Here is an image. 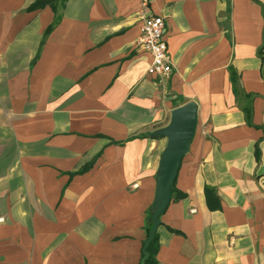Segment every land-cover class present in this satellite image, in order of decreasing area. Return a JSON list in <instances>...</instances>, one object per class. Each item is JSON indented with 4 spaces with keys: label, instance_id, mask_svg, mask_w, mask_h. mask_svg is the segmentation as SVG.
I'll return each mask as SVG.
<instances>
[{
    "label": "crops",
    "instance_id": "0c3cea01",
    "mask_svg": "<svg viewBox=\"0 0 264 264\" xmlns=\"http://www.w3.org/2000/svg\"><path fill=\"white\" fill-rule=\"evenodd\" d=\"M38 1L0 0V264H140L151 132L188 101L154 264H264V0ZM150 15L165 76L138 44Z\"/></svg>",
    "mask_w": 264,
    "mask_h": 264
},
{
    "label": "water",
    "instance_id": "95a60500",
    "mask_svg": "<svg viewBox=\"0 0 264 264\" xmlns=\"http://www.w3.org/2000/svg\"><path fill=\"white\" fill-rule=\"evenodd\" d=\"M198 122V106L195 101H188L173 108L168 123L151 132L153 136L166 138L165 147L160 155L156 176L155 198L150 208V228L144 241L140 264H145L149 256L148 247L160 225L161 215L167 208L173 183L183 157L189 151L196 132Z\"/></svg>",
    "mask_w": 264,
    "mask_h": 264
},
{
    "label": "built area",
    "instance_id": "2783aa9c",
    "mask_svg": "<svg viewBox=\"0 0 264 264\" xmlns=\"http://www.w3.org/2000/svg\"><path fill=\"white\" fill-rule=\"evenodd\" d=\"M163 32V18L159 15H150L144 18L138 38V44L152 56L148 72L158 76L168 75L171 71Z\"/></svg>",
    "mask_w": 264,
    "mask_h": 264
},
{
    "label": "trees",
    "instance_id": "16d2710c",
    "mask_svg": "<svg viewBox=\"0 0 264 264\" xmlns=\"http://www.w3.org/2000/svg\"><path fill=\"white\" fill-rule=\"evenodd\" d=\"M46 3L47 2H44L43 0H39L38 2L33 3L31 8H36L37 6H42V5L46 4ZM50 30H51V27H49L47 29V32L50 31ZM89 166L90 165H86L84 168H82L80 170V172L86 171ZM173 190H174V183H173V187H172V192H173ZM157 246H158V242H157V232H156L155 235H154L153 240L151 241V243H150V245L148 247L149 256L146 259L145 264H154L153 256H154V254L156 252Z\"/></svg>",
    "mask_w": 264,
    "mask_h": 264
},
{
    "label": "rangeland",
    "instance_id": "374dc122",
    "mask_svg": "<svg viewBox=\"0 0 264 264\" xmlns=\"http://www.w3.org/2000/svg\"><path fill=\"white\" fill-rule=\"evenodd\" d=\"M171 65V64H170Z\"/></svg>",
    "mask_w": 264,
    "mask_h": 264
}]
</instances>
